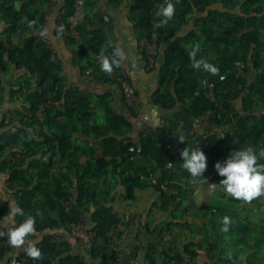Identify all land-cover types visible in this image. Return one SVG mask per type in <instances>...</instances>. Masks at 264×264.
Here are the masks:
<instances>
[{"label": "trees", "instance_id": "1", "mask_svg": "<svg viewBox=\"0 0 264 264\" xmlns=\"http://www.w3.org/2000/svg\"><path fill=\"white\" fill-rule=\"evenodd\" d=\"M37 1L0 0V22H4L10 32L23 27L28 33L23 45L17 47L8 46L6 39L0 36V167L8 175V187L15 191L16 204L26 214L36 216L38 236L33 241L39 239L37 247L42 250L43 259L32 260L25 251L24 260L13 263L11 247L5 236L0 237V264H122L110 246L111 234L115 233L121 221L113 210L116 193L111 195L113 188L109 185L110 176L120 178L123 196L128 201H135L137 189L152 187L161 195L163 209L171 215L172 204H178V215H172V221L160 223L153 229L149 225L145 226L151 236L161 239L163 232L170 229L174 220L187 212L179 200L186 191L185 187L178 185L182 182L180 172L184 170L181 167L182 150L172 156L173 166L166 169L167 145L178 138L144 134L138 141L130 140L125 143L126 138L123 137L132 129V125L123 116H116L115 119L108 120L105 132L101 126L91 128L92 136H89L94 137L93 140L103 155L87 156L85 163H80L82 154H86L89 147L84 141L76 145L74 136L82 131L87 132L82 129L81 123L92 115L89 111L91 101L80 93L67 89L65 80L60 75V66L51 58L52 51L44 41L39 40L35 28L28 27L27 21L32 20L37 21V27L44 26V14L40 10L33 11ZM40 1L44 3V0ZM17 2L20 3L19 9L15 7ZM73 2L74 0L66 1L64 9L68 13L63 11L59 25L63 22L69 27L67 18L72 13ZM172 2L176 3V0ZM164 3L165 0H133L132 5L133 12H137L136 26L141 30L142 38H150L157 23L158 53L162 43L174 39L164 49L165 64L161 83L166 93L161 94L162 105L165 109H171L177 101L189 102L196 115L210 111L209 124L222 127L226 124L227 110L234 103L224 93L223 87L227 81L234 80V75H227L226 79L223 71L215 76L197 71L192 67L185 50L189 44L198 42L203 48L198 58L203 53L209 57V50L223 57L222 46L235 36H239L247 49L264 48V31L261 28V23H264V0H246L243 4L240 0H180L176 3L175 18L161 26L156 12ZM230 12L236 24L234 27L223 25L220 30L212 27L220 22V18H231L227 17L231 15ZM188 25L191 29L185 37H180V31L183 32L184 26ZM80 28L79 26L81 31ZM198 34L202 36L201 40L198 39ZM68 39L74 41L70 37ZM259 57L256 54L252 63L260 73V80L253 88L264 108V71L260 69L262 60ZM12 69L21 70L24 74L16 81L18 89H13L15 82H10L9 98L16 101L22 99L29 105L23 107L27 117L19 119L13 125L6 122V115H1L4 100L3 77L9 75ZM207 74L210 75L209 80L204 78ZM33 79L35 84L32 83ZM206 81L208 86H213L215 101L203 95V84ZM240 82L245 83L242 79ZM248 122L252 123L249 127ZM223 135L224 138L221 139L214 133L200 146L185 140L183 146L202 148L208 158L207 163H210L208 168L216 173L215 164L223 163L231 152L248 145L257 151L264 149V115H253L247 121L241 118L237 121L233 134L223 132ZM138 159H142L144 163L151 160L155 163H148L139 171L133 172L128 168L118 171L126 162ZM260 162L264 163V159ZM59 163L63 165L54 170ZM159 169L163 171V180L167 181L166 188L151 181L142 182L143 176ZM104 195L105 201L101 208V198ZM222 195L226 196L224 192ZM228 201L243 203L230 197L227 201H218L214 209L208 207L209 214L218 215L220 219L217 223L209 221L207 228L212 227L214 232H218L216 224L222 225L220 221L225 215L238 217L237 214L227 213L230 206ZM8 211L9 206L1 207L0 219L5 218ZM23 219L24 217L17 216L15 223L19 224ZM81 220L84 221V229L79 237H75L72 235V226ZM222 227L223 225L220 229ZM236 228L235 225H230V236L223 231L218 232L214 245L206 248L207 252L211 255H216V251L223 254L229 249L233 239L236 242L246 240V232L242 230L244 226H239L240 229L235 231ZM248 230L249 234L254 233L252 229ZM199 231L203 233L202 230ZM90 233L94 235L91 236ZM208 234L205 232V235ZM81 239L83 242H80ZM77 245L80 252L74 250ZM239 250L241 249L238 248ZM197 253L196 250H190L188 245H185L184 251L164 247L163 264H181L185 255L194 257ZM217 263H220L219 259ZM151 264H155L153 259Z\"/></svg>", "mask_w": 264, "mask_h": 264}, {"label": "crops", "instance_id": "2", "mask_svg": "<svg viewBox=\"0 0 264 264\" xmlns=\"http://www.w3.org/2000/svg\"><path fill=\"white\" fill-rule=\"evenodd\" d=\"M66 1L46 0L44 6L40 0L34 3L33 11L40 10L44 14L43 24L50 33L48 37L39 36V40L44 41L52 51L51 58L60 66V75L64 78L67 89L76 91L91 101L89 111L93 116L99 117L98 124L102 131L105 132L108 128V120H113L116 116H123L132 125V129L123 137L126 138L125 143L130 140L138 141L144 134L168 135L176 138L182 134L186 141L193 142L198 146L214 133H217L221 139L224 138L221 126L214 123L208 124V120L205 122L208 124L207 126L204 125L198 130L193 128L194 122L201 116L206 119V113L209 111L196 115L190 108L189 102L177 101L171 109H165L162 105L161 94L166 93L161 83L162 68L165 64L164 49L166 44L171 43L174 39L162 43L154 63L150 64L139 49L142 37L141 30L136 26L137 12L132 10L133 0H82L83 15L85 12V16L84 21L81 20V24L83 33L87 36L86 44L84 43L85 46H82L84 51H77V46H74L76 44H72L73 42L65 36V23L58 24V21H61L60 17ZM84 2H86V8ZM0 27L7 28V25L0 22ZM184 28L187 30L180 31V37H185L191 26H184ZM117 46L124 50L127 59L115 71H124L134 85L137 93L135 110L126 106L122 91L114 80L113 73L108 75L101 71L100 77H96V80L87 78L83 73L92 62L99 63L98 56L101 50L111 56ZM14 73L24 74L21 70L12 69L10 74ZM81 125H83L82 129H87V125L83 121ZM83 132L74 136L76 145H80L84 141L88 143L89 147L86 154H82L80 163H85L87 156L103 155L102 150L97 148L96 141L93 140L94 137H91L92 133L89 136L87 132ZM148 163L154 165L155 162L151 160ZM148 163L147 161L144 163L142 159L134 162L128 161L118 168V171L126 168L133 172L139 171ZM62 165L59 163L54 170ZM208 166L203 174L204 178L193 179L186 170L180 172L182 182L178 185L186 188V191L184 190L186 194L183 192V196H180L179 200L187 212L174 220L170 229L163 232L161 239L151 236L145 226L149 225L150 229H153L160 223L172 221V215H178V204H172L171 215L169 211L163 209L161 195L152 187L137 189L135 201H128L123 196L124 190L120 178L115 175L110 176L109 185L113 188L111 195L116 193L113 210L121 220L114 233L115 245L113 244V247L119 250L122 264H148L152 262V259L150 262L148 260L150 255L156 258L163 256L164 247L174 248L177 244L180 247L183 241L193 242L191 245H195L201 241L203 233H200V229H197L196 226L208 227V218L210 217L208 207L214 209V205L218 201L222 202L223 199L227 201L230 198V196L222 195L220 183L217 182L223 177H220L217 172L210 171ZM154 173L163 179L162 170L159 169ZM148 176H143V183L150 182ZM7 180L8 175L2 172L0 167V208L9 206L10 203L16 204L15 191L8 187ZM104 201L105 195L101 198V208ZM2 230L7 231L6 228ZM207 231L209 232V230ZM210 234L212 235L211 231ZM36 238L33 236L29 239ZM80 242L83 240L81 239ZM12 249L13 247H11V251ZM175 249L178 250V248ZM74 250L75 252L81 251L78 245Z\"/></svg>", "mask_w": 264, "mask_h": 264}, {"label": "rangeland", "instance_id": "3", "mask_svg": "<svg viewBox=\"0 0 264 264\" xmlns=\"http://www.w3.org/2000/svg\"><path fill=\"white\" fill-rule=\"evenodd\" d=\"M45 1L46 0H44L43 6L46 4ZM245 1L246 0H240L241 4H243ZM15 7L16 9H19L20 3L19 2L15 3ZM84 7L86 8V2H84ZM240 8L238 7V11H240ZM66 12L67 10L65 11L64 9V13ZM230 14L231 15H228L227 17L231 16V18H225V17L220 18V22L217 24H213L212 27L218 30H220V26L223 25H226L230 28L234 27L236 24L232 20L233 19L232 12H230ZM84 16H85V12L81 19L82 21H84ZM69 17L67 18L68 20ZM23 18L24 16L22 17V21ZM10 19H12L11 16ZM156 24L155 26L157 27ZM80 27H81L80 32L84 40H82L81 43H77V41L75 40L73 41L71 39L70 41L73 42L72 44H76L74 46H77V51H84L83 47L86 44L87 36H85V34L83 33L82 24L80 25ZM261 28L264 31V23H261ZM0 29H1L0 36L6 39V43L10 47L22 46L24 41L28 37L27 35L28 33L23 27L21 28L18 27L17 29H15L14 32L13 31L10 32L8 26L7 28L0 27ZM183 30L186 31L187 29L183 28ZM201 37L202 36L198 34V39L200 38L201 40ZM190 46L191 44H189L186 47L185 52L190 50ZM202 52H203V48H201L200 53ZM222 53L224 56L219 57L220 54H217V52L209 50L208 54L210 56L206 57L203 53L202 57L207 59L208 62L212 60H216L215 63L212 62L210 63L218 67L220 71H223V75L226 79H227L226 77L227 75H234V80L231 82L227 81L224 84L225 86L223 87L224 93L229 97L230 100H233L234 103L232 104L231 108L230 109L228 108L227 110V117L225 118L226 124L221 127L223 132H228L230 134H233L235 132L236 123L239 119L242 118L247 121L249 117H253V115L254 116L264 115L263 105L259 102V99L255 92V88H253L260 80L259 77L260 73L258 70L254 69L252 64L255 55L259 54L260 55L259 58H261L262 60V65L260 69L264 71V48L262 49L256 48L254 50L247 49L245 45L240 41L239 36H235L222 46ZM98 65L99 63L92 62L87 66L89 68L94 69V75H96V77H100L101 75L100 73L101 70L100 68H98L99 67ZM21 76L22 75L18 73H14L3 77L4 100L2 103L3 109L1 111V115L4 116L6 115L7 118L6 122L10 123L11 125L18 123L19 119L27 117L26 111L23 110V107L24 106L29 107V105L26 104L22 99H19L17 101L15 99L11 100L8 95L9 88L11 87L9 85L11 83L15 82L13 85L16 86H14L15 88L13 89H18V83H16V81L20 79ZM204 78L206 80H209L210 75L207 74L206 76H204ZM241 79L244 80L245 83L240 82ZM35 82H36L35 79H33L32 83L35 84ZM206 83L203 84L204 86L202 91H203V95L206 98H208L207 96L210 95L211 93H210V86H208L209 84L207 85ZM251 88H253V90ZM212 92L214 93V91ZM99 120H100L99 117H95L93 115L83 120V122L87 125L86 131L88 135L92 133L91 128L93 126H97V125L99 126L98 124L100 122ZM250 125H252V123L248 122L247 127H249ZM222 179H218L217 182L220 183ZM224 198L226 199L227 197ZM228 203L230 206L228 207L227 213L230 215L237 214L238 216L237 218L231 217L232 224L237 227L235 231L240 229L239 226H244V229L242 228V230L246 232V236H247L246 240L236 242V240L233 239L228 246L229 249L225 250L223 254H219L217 253L218 251H216V255H211L210 253L207 252L206 248L208 246L214 245L215 243L214 240L218 235V232L220 233V231H222V229H220L222 225L216 224L218 232H214L215 230H213L212 227L211 229H208V228L200 227V225L196 226L197 229L203 230L204 233V236L203 238H201L200 242L196 243L195 245H190L193 242L189 243L187 241H183L180 247L179 244H177L174 247V248H178V250L180 251H183V247L185 245H188L190 250H196L198 252L197 255L194 257H189L188 255H185L184 262L181 264H264V197L257 198L255 201L247 204H245L244 202L239 204L237 202H232V201H228ZM219 219L220 217L218 215L214 216L212 214L208 218V220L211 221V223H213V221L217 223ZM248 227L252 229L254 233L249 234ZM207 230H209V232ZM210 231L212 235L210 234ZM205 232L209 234L205 235ZM215 234L216 236H214ZM226 234L230 236L231 231L226 232ZM111 237H112V241L110 246L113 248L114 234H111ZM234 242H236V244ZM238 248H240L241 250L238 251ZM25 251H26L25 248H15V249L13 248L12 251L10 252L13 258L12 259L13 263L23 261L24 260L23 253ZM151 259L155 261V264H163V256L160 257L158 256L156 258L153 255H150L148 257L149 262L151 261ZM217 259L220 260V263H217ZM173 264H179V263L173 262Z\"/></svg>", "mask_w": 264, "mask_h": 264}, {"label": "clouds", "instance_id": "4", "mask_svg": "<svg viewBox=\"0 0 264 264\" xmlns=\"http://www.w3.org/2000/svg\"><path fill=\"white\" fill-rule=\"evenodd\" d=\"M180 0H176L179 3ZM176 3L172 0H165V3L160 5L156 16L160 18V25H167L175 18ZM27 18H25L26 20ZM23 22V21H22ZM29 28H35L36 34L40 37H48L49 29L44 26L37 27V21H27ZM62 30V29H60ZM201 51V45L195 42L187 51L191 65L197 71L208 72L211 75H219V68L208 62L207 59L200 57L198 54ZM100 70L105 74L111 75L116 69L121 67L123 61L127 59L122 48L117 46L111 56L106 55L103 50L99 56ZM223 78V77H221ZM206 83V82H205ZM181 144H185V136H177ZM182 164L181 167L187 171L193 179L203 177L207 170V156L200 147L184 148L180 153ZM264 149L257 151L251 145L237 149L229 155L223 162L215 164V170L220 177H223L219 187L222 191L237 201L251 203L257 198L264 197ZM40 215V213H37ZM17 216L24 217L19 224L15 223ZM36 216L26 214L24 210L15 203L9 204V211L5 218L0 219V237H7V243L13 248L26 247V254L32 260L43 259L42 250L37 247L39 239L33 241L29 239L33 236H38L36 229ZM220 223L223 225L222 231L228 232L232 224L231 217L225 215ZM7 229L3 231L2 229Z\"/></svg>", "mask_w": 264, "mask_h": 264}, {"label": "built area", "instance_id": "5", "mask_svg": "<svg viewBox=\"0 0 264 264\" xmlns=\"http://www.w3.org/2000/svg\"><path fill=\"white\" fill-rule=\"evenodd\" d=\"M71 15L68 20L69 27L65 25L64 27V34L66 37H70L77 41V43L82 42V35L79 30V26L81 24V19L83 17V2L82 0H74L72 7H71ZM156 26L154 27V30L151 34V37H143L140 40V45L139 49L141 52L145 53V56L147 57L148 61L150 64H153L155 61V58L158 55V35L156 31ZM113 54V53H112ZM111 54V55H112ZM244 68V65H243ZM84 75L91 79V80H96V77L94 75V69L93 68H86L85 71L83 72ZM113 77L118 86L120 87L122 91V95L124 98V102L126 106L129 109H136V99H137V93L134 85L132 84L129 76L124 72H113ZM213 91V86L210 85V95L207 97L211 101H215L214 93ZM210 111L206 113V119L203 118L202 116L199 117L193 124L194 129H200L204 125L207 126L208 124L205 123L207 122L209 118ZM184 146L179 142V140H173L169 142L167 145V151H168V161L165 165L166 169H170L173 166L172 163V156L176 155L179 151L183 150ZM149 181H151L155 185L161 186L163 189L166 188L167 181H164L155 173H150L148 176ZM84 229V221L81 220L77 224H74L72 226V234L74 236H79ZM91 236H93V233H90ZM114 252L117 255V258L120 259L121 255L119 253V250L116 249V247H113Z\"/></svg>", "mask_w": 264, "mask_h": 264}]
</instances>
